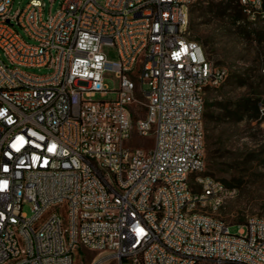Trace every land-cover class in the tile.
<instances>
[{
    "label": "built area",
    "instance_id": "built-area-1",
    "mask_svg": "<svg viewBox=\"0 0 264 264\" xmlns=\"http://www.w3.org/2000/svg\"><path fill=\"white\" fill-rule=\"evenodd\" d=\"M199 1L63 0L45 17L42 0L14 15L0 0V264L80 249L90 264H264V217L233 234L220 213L237 190L206 173L207 91L229 69L191 37ZM239 4L264 25V0Z\"/></svg>",
    "mask_w": 264,
    "mask_h": 264
},
{
    "label": "rangeland",
    "instance_id": "rangeland-1",
    "mask_svg": "<svg viewBox=\"0 0 264 264\" xmlns=\"http://www.w3.org/2000/svg\"><path fill=\"white\" fill-rule=\"evenodd\" d=\"M32 0H14L12 5L13 15L24 10ZM45 4V17L54 15L60 9L63 0H42ZM231 6L230 9L228 7ZM234 8L241 10L239 0H200L190 12V33L194 41L198 42L205 50L209 60L216 66L229 69L226 81L217 88L207 91L206 105L212 107L206 112L212 115V121L205 119L206 137V173L225 183L228 187L237 190L236 198L230 200L221 211L220 216L231 226V232L236 234V224L244 223L250 217H264V116L261 107H264V84L259 88L251 89L238 84L233 76L242 75L250 81L258 82L259 69L264 68V25L251 23L241 11L242 19L234 23ZM104 53L109 60H118L117 50L105 46ZM33 73L42 74L38 70ZM44 72V71H43ZM257 77V78H256ZM105 84L109 90L119 88L120 81L111 72L105 74ZM148 89L147 85L143 86ZM258 93H262L261 95ZM116 98L114 93H109L103 99L111 101ZM253 98L259 102V116L257 119L234 122L238 114L231 113L226 125V132L221 134L217 116L221 113L218 108L227 106L229 111L236 112L237 105L242 99ZM223 103V106L219 104ZM213 106H216L213 107ZM218 106V107H217ZM134 124L146 114V109L141 105L134 106ZM253 113H249L251 116ZM135 145L146 149L153 147L154 138L134 135ZM221 142L225 150L220 151ZM216 156L224 157L209 161V151ZM31 204L24 206V212L29 216ZM102 255L103 264H117L111 258ZM96 254L80 249L75 255V264H90ZM124 264H129L124 262Z\"/></svg>",
    "mask_w": 264,
    "mask_h": 264
},
{
    "label": "trees",
    "instance_id": "trees-1",
    "mask_svg": "<svg viewBox=\"0 0 264 264\" xmlns=\"http://www.w3.org/2000/svg\"><path fill=\"white\" fill-rule=\"evenodd\" d=\"M239 7L241 8L240 4ZM231 6L228 7V9H230ZM232 9V8H231ZM235 14H234V23L237 24L240 22V20L242 19V8L241 10L234 8ZM243 12V11H242ZM264 69V68H263ZM263 69H259V73H258V78L260 81L258 82V84H256V82H252L250 81V79H252V77L249 78H244L242 75H236L233 76V78L235 79V81L238 84H241L243 86H247L251 89L254 88H259L262 84H264V75L262 73ZM258 94H262V93H258ZM220 106H223V103L219 104ZM211 105L207 104L206 108H205V119L207 121H212V115L210 114V112H206V109H208V111H210L211 109ZM216 108V106H213ZM218 107V106H217ZM230 108H228L227 106H223L221 108H218L219 111H221L220 114H218L217 119H218V125L219 127H221V134H224L226 132V125H229L230 123L227 122L228 119H231V113L233 114H238V117L235 118L234 122H240L243 120H252V119H257L259 116V111H260V107H259V102L255 101L253 98H249V99H242L240 100L239 104L237 105V111L236 112H231L229 111ZM249 113H253L251 116H249ZM207 132H209V129H206ZM208 140H211L212 137L210 135H208L206 137ZM225 144L223 142H221V147L219 148L220 151L225 150ZM218 157L222 158L224 157L223 155L221 156H216L215 152H213L212 150L209 151V161H214L216 159H218ZM209 176H212L210 174H208Z\"/></svg>",
    "mask_w": 264,
    "mask_h": 264
},
{
    "label": "snow or ice",
    "instance_id": "snow-or-ice-1",
    "mask_svg": "<svg viewBox=\"0 0 264 264\" xmlns=\"http://www.w3.org/2000/svg\"><path fill=\"white\" fill-rule=\"evenodd\" d=\"M51 150V149H50Z\"/></svg>",
    "mask_w": 264,
    "mask_h": 264
}]
</instances>
